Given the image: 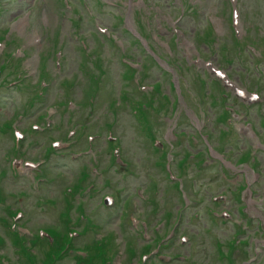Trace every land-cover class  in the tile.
<instances>
[{"label": "rangeland", "instance_id": "1", "mask_svg": "<svg viewBox=\"0 0 264 264\" xmlns=\"http://www.w3.org/2000/svg\"><path fill=\"white\" fill-rule=\"evenodd\" d=\"M69 1L80 11L77 5L78 0ZM86 1L93 10V6L95 7L94 0ZM206 2L213 7L208 13L209 16L213 18L214 24L219 28L215 43L220 48L218 49L217 47V49L213 50L210 44H198V49L201 51L202 56L207 57L210 63L212 62L217 67L226 65L224 67L233 79L239 82L247 81L248 84H251L249 89L258 91L260 96L264 97V64H259V69L254 68L255 63L250 61L253 60L254 57L247 51H244L243 55L246 59H250L248 62L250 64L247 67L248 71L244 68L246 65L245 60L243 66L241 62L239 63L236 61L232 63V61H227L229 55H233L232 39L228 36L231 35V32L228 29L230 15L227 0H206ZM239 2V9L241 12L240 19H242V23H246V25L243 23V27H246L248 24V21L245 20L244 17H249L255 10L259 12L257 20H259V24L264 28V0H239ZM216 3L217 7L214 8ZM0 4L2 6L0 12V37L4 36V29L11 24V35L6 37V39L10 45L16 44L15 47L18 46L25 51L26 56L21 60L20 70L25 71L24 73L28 74L30 77V83L27 87L14 89L5 85L12 80L10 75H6L7 71L1 74L0 124L3 122H13L12 128L16 126L23 131L27 130L30 132V127L33 123L38 122L42 125L40 120V115L42 114H46L45 118L49 120L50 123L57 124V127L51 130L26 133L27 140L23 144L24 150L22 151L26 157L24 161L44 162L41 166L47 171L46 175L49 180V182H39V184H37V189L32 187L33 169V174L30 170L23 168L21 169L19 177H13L11 175L8 162L4 157L9 153L11 147V132L8 128H6V130H8L7 132L0 131V170L5 173L4 177L0 178V264H52L54 262L52 260H55L57 257L56 251L61 249L64 243H67L65 242L67 238L64 237L65 235H63V233H65L67 229H70L63 223V214H61L60 217V213L64 210V206H66L64 190L67 186L76 182L78 173L81 171L83 165L90 166V155H81L73 158L69 154L71 151L77 153V151L86 147L87 143L85 137L80 139L76 144H71L70 148L66 149L67 152L64 156L59 154V150L65 149L64 147H55L57 151L48 156L45 154V148L52 144L54 140L67 141L68 143L72 142V140H65L68 129L71 128L66 123L67 117L70 115H75L74 120L77 126L80 125V122H84L85 120L89 122L92 127H96L95 118H103L101 113L107 110L108 103H110L112 99H118V94L122 87L120 79L122 77L121 72L123 68L118 62L119 55L121 54L112 46V44H114L112 39H103L102 36L94 32L88 19L80 12L79 15L81 20L78 21L79 24L76 27L78 30L77 32L86 37V42L90 48L94 39H97L98 42H102L101 46L98 45V50L93 54L94 62L98 61L102 63L103 61L102 67L104 71L108 73L107 80L110 78V84L113 90L106 88L101 92V95L97 97V103L92 114L87 115L88 109L86 108L77 109L73 114L68 113L66 112V108H61L58 104L60 102H66L69 99L76 103H80L83 94L80 88L81 85L77 82L78 76H74L75 62L78 56L74 44H77V42L72 39L73 32L69 30V26L66 23L67 19L62 18L64 14L67 15V18L72 17V13L74 12L64 11L62 0H0ZM106 9L107 8L102 9L96 13V17L101 25L107 26L111 32L114 33L113 35H117L124 41L125 54H127L125 56L129 58L131 56L134 61L142 59V52H140L139 49L138 51L134 49V43L131 42V39L123 33V31H121L122 26L120 27V25L114 24L112 21L111 15L113 13L117 15L119 11L108 8L109 12H107ZM208 13H205V15L191 13L190 11L186 13L179 25L186 32L187 38L197 40L198 35L204 32L202 28L208 30L206 22ZM32 32H37L42 38V42H40V45L42 44L40 51L41 61H44L48 67L52 66L51 54L54 50L58 49L63 53L65 61L63 62V70L58 71L56 74L57 76L53 73L56 79L48 90V98L36 103L33 107H29L27 101L32 96L34 84L37 80V62L36 56L35 59L33 56V54H35V47L31 40L32 35L30 38ZM169 33L172 34L171 32ZM207 36H209L208 33L206 34V37ZM263 37L264 35L261 38ZM48 38H50V42H46ZM35 41H38V39H35ZM256 44L259 46V43ZM15 47H11V51H13ZM261 47L264 49V46ZM182 48L185 49L188 57L192 59L194 49L193 42H188V45L183 44ZM7 52L9 51L7 50ZM1 62L0 60V63ZM199 64L204 66L203 63ZM150 66L144 69L143 74L141 72L143 76L142 81L146 84L157 83L162 93L169 95L171 100L174 92L169 93L168 91L167 77H163L159 70L152 64H150ZM194 70L195 69L192 67L189 71L182 72L181 74H183V76L181 74L178 75L180 82L191 84L196 78H201L211 85L210 88L214 89V93L219 91V86L214 85L213 87L211 84V82H213L211 80L213 76H209L207 73L203 72L206 71L212 75L209 67H207V69L200 68L199 74ZM72 77L74 81L71 79ZM69 78L75 84V88L72 87L70 92L61 85L62 81H66ZM200 80L198 86L206 88V83ZM219 83L222 85V82L219 81ZM108 87H110V85H108ZM225 89L229 91L228 87H225ZM197 90L198 88L195 85L188 87L190 95L186 94L185 96V94H183L180 96L173 115H165L164 113L157 115V113H161L163 105L160 104L157 99L153 102L155 107L150 112L149 118L153 120L152 124L158 140L162 137L166 141L172 140V132L175 130V123L178 124L176 130L185 131L189 130L190 127L194 128L198 125V123L195 122L198 118L196 115L198 111V100L195 95ZM129 92L132 99L138 100L140 98V101H144L143 96L135 92L134 89ZM147 96L149 97L150 95L147 94ZM230 101L234 106H232L233 108H236V110L243 115H248V121L254 124L256 130H260L257 125L259 121V112L257 113L255 106L251 105L250 109L245 113L244 105L241 100L236 99L234 95L231 94ZM226 104L229 105L228 102ZM263 105L264 103L259 105L258 109ZM202 106L204 107L205 114L209 117L206 116V121L209 123L213 121L215 115L220 112L217 108H210V104L206 102H203ZM121 107L119 114L117 111V120L112 129L114 133L120 137L123 143L122 150L126 152V157L130 158L129 160L132 162L133 174L128 175L124 180L121 179L119 174L117 175L114 172H110L109 178L111 185L110 188L105 189L101 186L103 175L91 174V180L95 181L96 186L100 187L99 190H101V192L93 194L85 192L82 195H76L75 198H71V201L76 203L81 202L83 204L94 226L91 224L92 226H90L88 230L82 231L81 224L84 220L80 223L78 221V215L77 213L74 214V211L67 215L73 222L71 230H76L77 233L80 232V235H72V245L75 248L70 246L69 248L72 247L74 249L64 253L57 261V264H105L103 261H107L106 263L109 264H142L143 262H140L141 255L144 254L147 249L155 253L157 245L153 246L154 242L152 236L155 234L150 228L149 230L145 228L141 229V221L148 220L150 226H153L161 217V219H166L167 216V222H169L170 225L174 221L175 214L177 215V219V211L179 209L182 213V219L181 222L180 220L178 222L179 226L178 232L175 235V244L169 248L161 247L159 249L157 255L160 254L162 260H158V256L153 254L152 257L145 260L143 264H227L226 261L219 260L218 253L221 249H217L216 243L219 241L223 243L224 241L223 245L226 247L227 243H225V241L229 236L234 233L235 230H237L236 233L241 232V228L243 227L246 228L244 238H246L248 242V246L245 250L247 249L249 251V258L251 257L252 259L248 264H264L263 203L259 202L257 205L250 203L248 205V222L246 221V226L245 223H243L242 226L240 224L233 226L231 222L222 221L220 217L214 218L208 213V208L211 207L210 197L212 194L215 195L223 189L227 190V186H232L236 180L242 181L243 173L247 177V181L249 183L252 182L250 168L246 166V164L232 162L231 166L234 169L226 166L228 170L225 172H227L228 176L224 177V170L221 168L218 161L215 160V157H213V160H210L211 165L209 167H203V169L197 173L194 172L193 163L186 164L187 162H185L182 168L186 169V171H181L185 194L179 195L178 189L167 180L161 168L155 165L157 155L153 153L150 142L145 138L144 134L139 131L130 112L125 107ZM156 108L160 109L157 110ZM19 114H21V116H18ZM240 122L241 121L230 119L229 123L213 124L215 133L217 132V127L226 131L223 133H227V138L220 144V148L226 151V154L230 153L233 155L228 158L232 161L235 160V156H237L241 150H250L254 144L253 140L248 139L247 132L242 129V123ZM160 134H162V136ZM258 134L259 136H264V131H259ZM100 135V139H97L95 142V149L99 160V171H101L108 161L104 145L105 131ZM184 146L189 153L200 154L202 158H205L201 145H188L186 139H183L180 145L175 144L174 151L182 153L185 151ZM256 156L257 160L262 164L261 167H263V169L258 184L252 187L256 192V198H261L262 196L264 197V152H257ZM137 160L139 161L137 162ZM195 162L197 163V161ZM115 188L123 189L121 196L129 198V203L133 205V213L136 215L139 214L142 219L136 218L135 215L129 216L130 210L125 215L121 214V205L123 202H121V205H117L114 208L103 207L100 202L101 196L103 194H111ZM190 189L194 190L198 195L196 197L192 195ZM162 190H164V192L168 190L172 193L167 195L165 193L162 195L160 194ZM148 196L149 198L147 200ZM143 197H145L146 200H143ZM182 198H196L201 200L202 204L198 207L193 208L191 206V208H186L184 210ZM246 202L248 203V201ZM215 208L219 213L222 211L221 209L224 208L228 210L231 209L230 211L232 212V210H234V205L232 204L230 207L229 205H223L221 203ZM16 209L22 212L21 217L15 218L13 216L16 214ZM166 211H170L171 214L170 212L165 214ZM149 212H151V214ZM193 212L199 213L200 216L198 220L192 219ZM133 218L136 220H133ZM13 223L15 224L14 226ZM169 225L168 228H164L161 233L162 235H165L169 231ZM13 229L14 231H12ZM41 229L48 230L49 235L55 239L50 242L43 237L44 239L39 240L37 243L38 232ZM53 229L56 233H54L55 231ZM135 229L139 232L136 233ZM10 230L12 231V235L15 234L21 247L15 246L17 240L13 237L11 238L9 235V233H11ZM181 234L187 235L190 241L180 244L177 236ZM102 236H104L106 240L105 244L103 245V243L99 241L97 247H94L95 239ZM143 237L147 238L144 240ZM56 240L61 242L59 246H56ZM35 242L36 245H34ZM108 244H111L110 248L107 246ZM79 249L81 251H84V249H92L91 252L93 254L89 252V255L94 257V263L85 256L81 257L77 255L76 253H78ZM104 253H106V255H104ZM51 254L53 259H51ZM170 254H183L187 257L188 262H165L167 260L166 256ZM242 260L241 253L239 254V252H237L235 263L244 264Z\"/></svg>", "mask_w": 264, "mask_h": 264}]
</instances>
